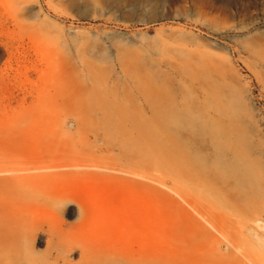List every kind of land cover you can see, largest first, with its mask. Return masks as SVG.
<instances>
[{
    "label": "rangeland",
    "instance_id": "374dc122",
    "mask_svg": "<svg viewBox=\"0 0 264 264\" xmlns=\"http://www.w3.org/2000/svg\"><path fill=\"white\" fill-rule=\"evenodd\" d=\"M90 165L0 191V264H264V0H0V178Z\"/></svg>",
    "mask_w": 264,
    "mask_h": 264
},
{
    "label": "bare ground",
    "instance_id": "6f19581e",
    "mask_svg": "<svg viewBox=\"0 0 264 264\" xmlns=\"http://www.w3.org/2000/svg\"><path fill=\"white\" fill-rule=\"evenodd\" d=\"M31 132L38 134L40 132V138L36 143L33 144L32 149L33 154L37 160L38 166L35 167L37 170L39 167H42L46 164L47 158L54 157L57 160H61L65 157H72L75 154H81L87 152L91 157H97L101 155L106 148L103 145L93 146L92 144L86 143L85 130L81 129L80 126L77 125L73 133H66L65 137L67 140L64 142L62 138L63 131L54 130L50 127L43 126L40 130H32ZM32 133V134H33ZM70 133V134H69ZM75 136L79 137L81 148L72 149L70 148V142L75 140ZM84 147H88L90 151H86L87 149ZM83 148V149H82ZM85 151V152H84ZM35 160V159H34ZM44 164V165H43ZM44 168V167H42ZM97 168V169H94ZM54 169V168H53ZM43 170V169H42ZM47 170V169H46ZM104 170V171H103ZM0 171L5 173H9L7 169L0 168ZM113 171V170H109ZM115 171V170H114ZM107 170L99 165H90L84 167V169L80 172H74L69 174H48V175H29L25 177L18 176H10V177H2L0 178V191H14L20 187H26L28 189L40 190V188L47 186V184H52L53 179L63 177V179H74L79 178L82 180H92V179H100L104 182H108L109 180L116 179L117 177L106 173ZM74 177V178H72ZM125 181L126 179L123 178ZM37 198V197H36ZM38 199V198H37ZM77 205L81 207V203L78 202ZM12 218V217H11ZM7 223V222H6ZM6 225V224H5ZM3 227V226H2ZM7 229H10L9 233L14 234L16 227L14 225H6ZM14 236V235H13ZM13 239V238H12ZM16 239V238H15ZM36 239H40V242H43V237L37 236ZM231 263V264H255L253 260L247 257H226L223 258L218 256V258H213L210 260L211 264H221V263Z\"/></svg>",
    "mask_w": 264,
    "mask_h": 264
}]
</instances>
